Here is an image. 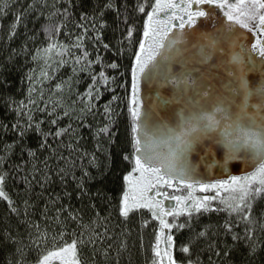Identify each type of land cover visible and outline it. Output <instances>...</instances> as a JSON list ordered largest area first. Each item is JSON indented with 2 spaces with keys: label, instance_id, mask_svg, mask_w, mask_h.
<instances>
[{
  "label": "snow or ice",
  "instance_id": "1",
  "mask_svg": "<svg viewBox=\"0 0 264 264\" xmlns=\"http://www.w3.org/2000/svg\"><path fill=\"white\" fill-rule=\"evenodd\" d=\"M67 2L70 4L71 0ZM35 8L36 0H29L27 6L15 11L7 34L9 39L17 34L26 14ZM80 8L84 10L79 11V16L85 22L94 21L87 26L79 23L80 32L75 36L76 46L85 50L72 58V71L79 72L83 67L91 80L85 91L78 93L86 98L81 112L95 107V101L109 87L113 92L118 86L124 90L130 151L122 152V157L130 162V169L123 173L125 186L116 199L124 218L134 210L146 208L159 223L151 258L145 264H249L247 258L255 257L264 246V241L257 242V229L264 234V0H136L134 11L143 17L140 29L137 22H128V6L116 0L93 7H88V0H81ZM107 10L114 11V19L124 24L120 34L113 37L115 44L101 30L109 25L104 18ZM57 14L67 17L70 13L67 8L55 5L44 13L50 21L44 29L49 42L43 49H36L33 59L42 56L46 63H51L53 54H59V67L67 63L63 53L69 51L70 45L58 39L64 19L57 20ZM90 31L94 34L93 45L115 54L110 64L105 63L98 50L95 60L89 58L84 41ZM26 49L25 43L20 51ZM122 57L128 59L123 70ZM97 62L99 71L92 67ZM105 68H110L111 75ZM41 75L47 77L43 71ZM66 80L70 90L71 78ZM32 83L29 73V93L34 91ZM145 83L154 86L147 98L142 89ZM55 89L63 91L65 83H56ZM120 99L119 94H112L105 102L108 123L95 132L97 138L107 136L108 147L103 148L108 157L106 169L111 162L110 146L119 131L114 132L113 128L120 113L111 105ZM56 100L62 103V98ZM5 103L16 110L17 119L0 127L14 132L18 140L5 144L0 160L7 162L12 146L23 142L29 132L39 137L35 148L24 144L23 150L29 156L34 158L37 150L45 147L55 151L48 145L49 139L61 136L70 125L51 131L44 127V117L33 119V101L29 100L25 106L23 99L17 101L6 96ZM46 110L53 113L50 124L56 125V109ZM22 111L27 113L26 121L19 119ZM68 112L65 106L59 115L67 116ZM79 119L88 123L83 115ZM80 139L75 136V140ZM95 147L102 148L100 143ZM194 151L200 152L201 165L219 170V178L201 176L191 159ZM84 155L90 156V163L98 159L95 153L85 151ZM20 163L26 172L20 178L25 180L29 191L32 181L43 189L54 175L45 165L41 183L36 180L40 168L33 166L29 172L27 161ZM104 174L98 171L93 175L83 168L81 176L74 177L78 188L75 194L81 199L91 197L87 181L103 178ZM10 175L15 173L6 168L0 170V198L8 206V215L14 214L19 223L14 229H0L5 264H89L82 255L84 246L91 247L93 256L97 247L105 258L114 254L119 264V250L112 253V245L104 244L105 237L113 233L106 227L95 230L99 226L96 221L104 219L99 216V209H95V218L85 226L83 213L73 208L71 202L59 200L58 194L56 199L46 197L37 213L36 200L30 197L18 200L9 193L6 184ZM167 189L172 190L171 195ZM198 190L213 194L197 195ZM34 194L43 196L42 192ZM97 194H101L99 189ZM62 195L70 197L71 193ZM168 199L173 203L165 204ZM57 202L60 207H55ZM90 203L95 207L96 201ZM50 205L52 215H48ZM222 210L228 214L222 225L200 223L199 218L205 213ZM241 221L244 227L239 230L237 225ZM70 222L77 223V228H71ZM148 223V219L141 221L142 225ZM174 228L187 232L179 246L183 254L180 257L176 255V236L171 231ZM127 246L125 237L118 248Z\"/></svg>",
  "mask_w": 264,
  "mask_h": 264
},
{
  "label": "trees",
  "instance_id": "2",
  "mask_svg": "<svg viewBox=\"0 0 264 264\" xmlns=\"http://www.w3.org/2000/svg\"><path fill=\"white\" fill-rule=\"evenodd\" d=\"M80 2L81 0H71L69 4L67 0H46L45 3V0H36V8L26 14L23 23L17 29V34L9 39L7 34L9 25L13 22L15 11L22 5L27 6L29 0H0V124L9 123L17 119L16 110L6 106L5 103V97L12 96L17 101L23 99L25 106H28L29 100L33 101L31 104L33 119L38 120L44 117L43 123L46 129L55 131L56 127L70 125L61 136L55 139H49L48 145L55 149L54 152H50L49 147L38 149L34 158L29 156L26 150H23L24 144H27L29 147H36V141L39 138L38 134L29 132L23 142L12 146L7 156V162L0 160V170L6 168L10 173H15L14 176H9L6 184L7 190L18 200H23L25 197L36 200L37 213L40 212L46 197L56 199L58 194H60L59 200L65 204L71 202L73 208L79 209L83 213L85 226L95 218V209H99V216L104 219L96 221V224L99 226L95 230L100 231L101 227H106L109 232L113 233L111 237H105L104 244L112 245V253L119 250V264H145L146 260L151 258V246L154 242L159 223L151 217L150 210L146 208L134 210L128 218H124L118 211L116 199L125 186L123 173L130 169V162L124 160L122 157V152L130 151L126 127L127 108L124 90L118 86L113 92L109 87L100 99L95 101V107L81 112V109L85 108L86 98L80 97L78 93L84 92L87 84L91 83V80L88 71L83 67L79 72L73 73L72 71V58L82 55L85 50L76 46L75 36L80 32L78 27L79 23H85V26H87L88 22L94 23V21L89 20L85 22L79 16V11L84 10L80 8ZM104 2L106 0H88V7H93L95 4L102 6ZM116 2L128 6V15L130 17L128 22H137L136 26L140 29L143 17L134 11L136 0H116ZM5 4L8 5L7 8L4 7ZM52 5H55L57 8L65 7L70 13L67 17H63L62 14H57L56 17L57 20L64 19V28L60 30L58 39L70 45L69 51L63 53V58L67 63L60 64L59 67H57V56L59 54H53L51 63H46L42 56H37L36 59H33V56L36 55V49H43L49 42V37L44 29L50 21L44 13H48ZM37 9L40 10L39 13ZM114 16V11H105L104 18L109 21V25L101 29L105 33V38L112 39L113 44H115V40L113 39L114 35H119L120 29L124 27V24L118 23L114 19ZM89 17H91V12L89 13ZM113 28L116 29L115 33L113 32ZM93 35L90 31L88 33V39L84 41L85 47L89 50V58L95 60V53L98 50L104 58L105 63L110 64L111 59L116 58L115 54L106 51L102 46L97 48V46L93 45L91 42ZM25 43L27 44V49L20 51L22 45ZM133 43L135 44V40ZM124 46L127 47L126 44ZM9 57L11 58L9 59ZM121 61V70H123V67H126L128 64V59L122 57ZM77 63L79 64L80 62ZM92 67L96 71L100 70L98 62L92 65ZM42 71L47 73V77L41 75ZM105 71L111 75L110 68H105ZM29 73H31V79L33 81L31 86L34 91L32 93L28 92ZM67 77L71 78L70 90L67 86L69 83L66 80ZM61 82L65 83V89L63 91L55 89V84ZM112 94H119L121 97L118 103L113 102L111 105L120 113L117 117V123L113 128L114 132L117 129L119 131L116 133L115 142L110 146L111 162L110 166L106 169L105 164L108 157L103 151V148L108 147L107 136L106 134H102L97 138L95 132L103 124L108 123L104 104L110 99ZM57 97L62 98V103L56 100ZM65 106L69 110L68 115L60 116L59 113L64 110ZM47 108L56 109V125L50 124L53 113L47 111ZM81 115L87 119V124H84L79 119ZM19 119L26 121L27 113L22 111ZM9 126L11 125L9 124ZM74 129L75 131H73ZM76 135L81 137L79 141L75 140ZM14 140H18V136L14 132L5 131L0 127V156L5 153V144H11ZM97 143L101 144V149L95 147ZM69 144L74 145V147H69ZM85 151L95 153L98 157L96 163H90V156L84 155ZM45 156H48L49 159L45 160ZM81 157H83L82 160ZM21 161H27V171L29 172L33 166L40 168L41 171L36 175V180H41L43 172L45 171L44 166L48 165L47 170L54 174L51 181L47 182L43 189L40 187V184L32 181L33 187L29 191L25 180L20 178L26 175L24 165L20 163ZM17 164L20 165L19 168L15 167ZM58 168H63V171H57ZM83 168H88L93 175H96L98 171L104 172L105 174L103 178L87 181V187L92 193V196H85L81 199L75 194L78 188L77 179H74V177L79 178ZM41 183L44 182L41 180ZM97 189L100 190L101 194H97ZM37 192H42L43 196L37 197L34 194ZM64 192L71 193V196L66 197L62 195ZM207 194L213 193L207 192ZM109 197L112 199H109ZM90 200L96 201L95 207L90 203ZM55 207H60V203L57 202ZM51 209L52 206L50 205L48 215L53 214ZM227 215L223 210L219 213L212 211L211 213L202 215L199 221L203 224L211 223L214 225H222ZM35 218H39V216ZM142 219H148L149 223L142 225ZM232 219L234 220V216ZM17 223H19V218L14 214L11 216L8 215V206L0 198V229L5 227L14 229ZM70 224L71 228H77V223L70 222ZM243 227L244 223L241 221L237 225V228L242 230ZM171 231L175 233L176 255L180 257L183 254L179 246L187 232L185 229L177 230L175 228ZM101 234L103 235V233ZM69 237L70 234L65 239ZM125 237H127L128 246L126 249L121 250L118 246ZM257 237L258 243L264 241V234H261L259 229H257ZM81 251L89 264L92 261H95V264H117L114 254L105 258L99 247L96 249V256L91 254L92 249L90 246H84ZM5 256L6 251L0 249V264H5ZM205 259H207V255ZM247 259L249 260V264H264V246L260 248L255 257Z\"/></svg>",
  "mask_w": 264,
  "mask_h": 264
},
{
  "label": "water",
  "instance_id": "3",
  "mask_svg": "<svg viewBox=\"0 0 264 264\" xmlns=\"http://www.w3.org/2000/svg\"><path fill=\"white\" fill-rule=\"evenodd\" d=\"M150 87H154V86H149L146 83L142 85L143 94L145 95L146 98L148 97ZM191 159L192 162L197 165V171L201 174V176L211 179L219 178L218 176L219 170L217 168L212 167L211 169H207L206 166L201 165L200 163L201 154L199 151H194L191 154Z\"/></svg>",
  "mask_w": 264,
  "mask_h": 264
},
{
  "label": "rangeland",
  "instance_id": "4",
  "mask_svg": "<svg viewBox=\"0 0 264 264\" xmlns=\"http://www.w3.org/2000/svg\"><path fill=\"white\" fill-rule=\"evenodd\" d=\"M169 191L170 195L172 194L171 189H167ZM197 195H208L207 192H204L203 190H198Z\"/></svg>",
  "mask_w": 264,
  "mask_h": 264
},
{
  "label": "flooded vegetation",
  "instance_id": "5",
  "mask_svg": "<svg viewBox=\"0 0 264 264\" xmlns=\"http://www.w3.org/2000/svg\"><path fill=\"white\" fill-rule=\"evenodd\" d=\"M166 204L170 205L173 203V201L171 199L165 200Z\"/></svg>",
  "mask_w": 264,
  "mask_h": 264
}]
</instances>
